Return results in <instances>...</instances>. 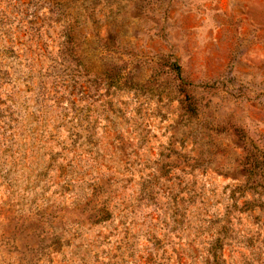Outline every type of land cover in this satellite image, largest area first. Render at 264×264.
Returning a JSON list of instances; mask_svg holds the SVG:
<instances>
[{"label": "rangeland", "instance_id": "1", "mask_svg": "<svg viewBox=\"0 0 264 264\" xmlns=\"http://www.w3.org/2000/svg\"><path fill=\"white\" fill-rule=\"evenodd\" d=\"M0 264H264V0H0Z\"/></svg>", "mask_w": 264, "mask_h": 264}, {"label": "trees", "instance_id": "2", "mask_svg": "<svg viewBox=\"0 0 264 264\" xmlns=\"http://www.w3.org/2000/svg\"><path fill=\"white\" fill-rule=\"evenodd\" d=\"M171 65H172V69L176 72V74L180 76L181 74L180 66L174 61L171 63Z\"/></svg>", "mask_w": 264, "mask_h": 264}]
</instances>
